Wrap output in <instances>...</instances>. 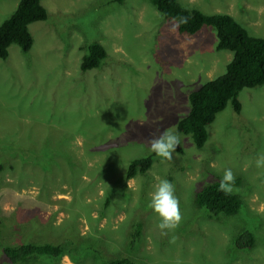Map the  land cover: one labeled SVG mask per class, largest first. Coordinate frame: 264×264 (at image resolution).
Instances as JSON below:
<instances>
[{
    "label": "rangeland",
    "instance_id": "1",
    "mask_svg": "<svg viewBox=\"0 0 264 264\" xmlns=\"http://www.w3.org/2000/svg\"><path fill=\"white\" fill-rule=\"evenodd\" d=\"M18 0H0V23ZM205 14H229L264 37V0H178ZM47 17L29 24L30 49L11 44L0 59V264H264V85L243 88L239 114L228 102L206 126L197 149L181 134L171 160L153 157L142 175L125 178L149 140L175 128L188 95L224 72L232 54L215 50L202 27L180 33L149 0H42ZM106 50L99 67L80 69L90 42ZM231 169L241 200L233 216L193 204L202 185ZM175 187L181 222L171 230L149 197L159 179ZM140 236L130 244L135 221ZM248 230L251 248L236 249ZM59 244L62 254L8 262L1 246Z\"/></svg>",
    "mask_w": 264,
    "mask_h": 264
},
{
    "label": "trees",
    "instance_id": "2",
    "mask_svg": "<svg viewBox=\"0 0 264 264\" xmlns=\"http://www.w3.org/2000/svg\"><path fill=\"white\" fill-rule=\"evenodd\" d=\"M42 0H18L15 9L0 23V59L8 55L11 44L19 46L26 53L32 45V36L28 26L35 21L45 20L47 13L41 4ZM121 4L124 0H114ZM161 13L164 19L175 22L182 16L189 17L186 24L177 27L178 32L194 34L202 27L214 29L216 34L215 50L229 51L232 56L226 63L224 72L199 85L188 95L189 109L187 114L176 123L179 133L189 135L197 149H201L207 139L206 126L212 123L215 116L231 104L234 113L239 114L241 103L238 94L243 88L264 85V37L250 35L249 32L229 14H205L196 8L181 5L178 0H149ZM82 55L80 69L86 71L99 67L106 57L102 45L93 41L86 46ZM178 151L181 148L177 146ZM154 153L133 158L127 165L125 178L144 174L151 166ZM219 180L208 182L196 190L193 204L206 210L211 215H236L241 206L240 196L233 192L226 195L218 191ZM239 179H234V185ZM141 223L135 221L131 227L128 240L133 244L140 236ZM236 249L251 248L254 236L248 230L239 232L233 239ZM59 244L20 243L1 246L4 258L10 263L25 261L30 256L48 255L58 257L62 254ZM107 264H138L126 256L110 259ZM232 264V263H225Z\"/></svg>",
    "mask_w": 264,
    "mask_h": 264
},
{
    "label": "clouds",
    "instance_id": "3",
    "mask_svg": "<svg viewBox=\"0 0 264 264\" xmlns=\"http://www.w3.org/2000/svg\"><path fill=\"white\" fill-rule=\"evenodd\" d=\"M189 17H180L176 21V27L180 24H186ZM182 136L175 128L163 131L160 135L149 140V153H154L163 160H171L176 152L177 146H180ZM257 168L264 167V155H259L255 160ZM218 191L226 195L234 192V176L231 169H225L223 176L218 184ZM149 207L159 218L157 227L166 231L175 229L181 222L180 203L175 195V187L168 179H159L154 185L149 197Z\"/></svg>",
    "mask_w": 264,
    "mask_h": 264
}]
</instances>
